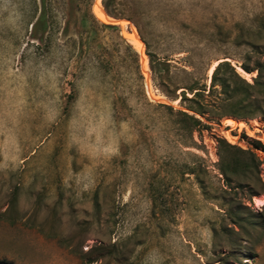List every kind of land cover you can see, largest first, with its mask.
I'll use <instances>...</instances> for the list:
<instances>
[{
	"label": "rangeland",
	"instance_id": "374dc122",
	"mask_svg": "<svg viewBox=\"0 0 264 264\" xmlns=\"http://www.w3.org/2000/svg\"><path fill=\"white\" fill-rule=\"evenodd\" d=\"M101 1L117 29L54 12L34 37L30 0H0V264H264V118H219L208 95L217 62L264 78V0H119L122 19ZM196 80L207 111L190 128ZM222 141L257 165L230 185Z\"/></svg>",
	"mask_w": 264,
	"mask_h": 264
},
{
	"label": "trees",
	"instance_id": "16d2710c",
	"mask_svg": "<svg viewBox=\"0 0 264 264\" xmlns=\"http://www.w3.org/2000/svg\"><path fill=\"white\" fill-rule=\"evenodd\" d=\"M96 0H56V4L52 0H30V10L37 15L35 21L31 23V35L37 37L39 33H45L49 31L52 22L51 16L56 12V26L58 24V16L62 13L65 17L78 14V26L81 31L84 32H94L96 28L105 29H117L115 25H106L100 23L93 12V6ZM119 0H102V6L107 11V13L115 19H122L124 15L119 12L117 8ZM69 26L67 20L64 22V28ZM130 47V46H128ZM135 57L136 53L133 52ZM151 67L156 65L158 68V79L159 83L163 84L169 76V63L167 59L159 60L156 57L148 54ZM241 69L246 73L256 72V77L253 79L252 83L247 82L242 78L233 67L229 65L228 62H220L217 64L213 73L211 75L210 93H216L217 95V116L223 118L225 116H235V117H263L264 118V78L263 69L259 65L254 69H250L249 66L243 64ZM179 89V88H178ZM177 89V90H178ZM180 94V101L188 104L185 106L187 111L192 112L188 114L187 112L180 111L179 114L182 115L184 120L189 124L190 128H195L201 124V121L196 118V115L204 116L207 111V102L204 99L205 86L199 85L196 80L190 84L187 88H183ZM191 94V97H187V92ZM174 96H175V92ZM176 97V96H175ZM219 150L223 146L228 149V159H225L219 153V158L221 160V175L226 182V185H230L231 176L236 175L238 172H246L249 168H256L257 165L252 164L254 154H250L248 151L238 149L234 146L226 144V142H220ZM257 147L264 149L260 143H256ZM236 151L241 154H249L252 156L249 159H239ZM249 156V157H250ZM191 174L194 172L191 171Z\"/></svg>",
	"mask_w": 264,
	"mask_h": 264
},
{
	"label": "bare ground",
	"instance_id": "6f19581e",
	"mask_svg": "<svg viewBox=\"0 0 264 264\" xmlns=\"http://www.w3.org/2000/svg\"><path fill=\"white\" fill-rule=\"evenodd\" d=\"M96 15L98 16V18L99 19H101V20H103V21H112V22H115L114 20H112L111 18H108L107 17V14L105 13H103V12H101V11H99V12H96ZM122 23V22H121ZM128 38V40H129V42H131V44L139 51V52H141V53H143V50H144V46H143V44H142V42H141V40L138 38V37H135V38H131V36H129V37H127ZM143 56H144V53H143ZM217 64H218V62L212 67V69H211V75H212V73H213V70L215 69V67L217 66ZM143 70H144V72H145V74H147V63H146V61H145V58L143 57ZM241 70V69H240ZM242 71V70H241ZM243 72V71H242ZM227 125H229V126H232V127H235L236 126V123L234 122V121H232V120H229V121H227ZM257 201V203L259 204V206L260 205H262V201L260 200V199H257L256 200Z\"/></svg>",
	"mask_w": 264,
	"mask_h": 264
},
{
	"label": "built area",
	"instance_id": "2783aa9c",
	"mask_svg": "<svg viewBox=\"0 0 264 264\" xmlns=\"http://www.w3.org/2000/svg\"><path fill=\"white\" fill-rule=\"evenodd\" d=\"M264 139V138H263ZM263 142V141H262ZM255 207H258L255 203H254Z\"/></svg>",
	"mask_w": 264,
	"mask_h": 264
}]
</instances>
